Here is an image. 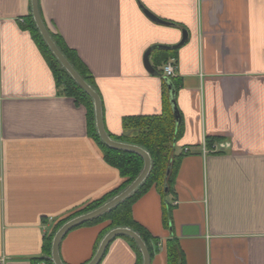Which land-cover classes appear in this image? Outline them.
I'll return each mask as SVG.
<instances>
[{"label":"crops","instance_id":"crops-1","mask_svg":"<svg viewBox=\"0 0 264 264\" xmlns=\"http://www.w3.org/2000/svg\"><path fill=\"white\" fill-rule=\"evenodd\" d=\"M38 5L50 34L93 76L109 135L123 134L125 117L173 112L159 73L161 58L173 60L175 183L165 194L152 186L132 206L156 238L150 264H168L170 239L183 264H264V0ZM31 14V0H0V264H48L44 244L56 223L124 180L90 134L85 103L57 84L25 28ZM155 45L172 48L152 50V73L144 56ZM204 142L216 148L204 153ZM107 225L71 229L62 261L89 262ZM137 260L119 236L101 264Z\"/></svg>","mask_w":264,"mask_h":264},{"label":"trees","instance_id":"trees-1","mask_svg":"<svg viewBox=\"0 0 264 264\" xmlns=\"http://www.w3.org/2000/svg\"><path fill=\"white\" fill-rule=\"evenodd\" d=\"M25 28L31 32L33 38L36 40V42L42 49L45 57L47 58L50 64V67L52 68L55 74L57 84L63 86L64 92L74 96L78 101L85 103L88 111V130L90 134L101 148L104 155V159L110 165L116 167L119 170L120 176L124 179L118 188L105 194L103 197L94 200L86 204L85 206L79 208L78 210L70 213L69 215L65 216L56 223L54 230L46 239V242L44 244L47 254L51 256L52 240L55 232L59 229V227H61L69 219L99 207L107 200L111 199L113 196L124 190L140 174L144 167V160L142 156L138 153L112 148L101 140L95 124L94 105L91 96L71 77V75L65 70V68L61 65V63L52 53V51L44 41L43 37L41 36L32 14L30 15V18L27 21ZM52 37L58 47L67 57V59L80 73V75L98 92L93 76L78 60L74 52L65 48L61 44V41L58 37L53 35ZM161 59L162 60H159L160 62L162 61L161 63L165 64L166 62H168L167 57ZM162 72V69H160L159 73L162 74ZM175 124V118L172 110L160 115L128 116L123 119V134L120 136H114L110 134V136L115 140L138 145L146 149L151 155L152 167L147 178L131 195H129L119 204L115 205L114 207L104 212L97 218L84 223L90 224L100 221L108 222V225L103 229L102 233L100 234L98 245L103 236L109 230L118 226H127L141 235L142 239L147 245L150 256L153 255L150 246V241L154 237L148 231L147 228H145L142 224H140L134 219L132 206L133 203L141 195L146 193L152 186L157 187L161 194H165L167 191L170 192L173 189L176 178L177 165L181 157L175 154L172 147L173 141L179 133H176ZM209 145H212L211 141H209ZM122 237L126 238L134 247L138 257L137 264H142V253L137 243L128 236ZM155 239L156 238H154V240ZM97 247L94 251V254L97 250ZM167 257L168 264H183V261H181L179 256L178 247L171 239L167 242ZM46 258L48 264H54L50 257L47 256ZM101 262L99 264H101Z\"/></svg>","mask_w":264,"mask_h":264},{"label":"water","instance_id":"water-1","mask_svg":"<svg viewBox=\"0 0 264 264\" xmlns=\"http://www.w3.org/2000/svg\"><path fill=\"white\" fill-rule=\"evenodd\" d=\"M31 4H32V15H33L34 21L44 41L46 42V44L48 45L52 53L55 55V57L58 59V61L61 63V65L65 68V70L91 96L93 100V105H94L95 124H96L97 132L101 140L112 148L138 153L139 155L142 156L144 160V167L142 171L136 177V179L130 185H128L124 190H122L121 192L113 196L111 199L107 200L105 203H103L99 207L69 219L61 227H59V229L55 232L53 240H52L50 258L54 264H65L62 261L61 256H60V243H61L62 238L66 235V233H68L71 229L81 224H84L90 220L97 218L104 212L108 211L115 205L119 204L129 195H131L140 186V184L147 178L151 170V167H152V158H151L150 153L146 149L142 148L141 146L115 140L108 134L105 128V125H104L102 101H101V97L99 93L92 87V85H90L80 75V73L75 69L72 63L67 59V57L64 55V53L61 51V49L56 44L55 40L53 39L52 35L48 31L46 25L44 24L42 20V17L39 11L38 0H31ZM145 13L150 19L156 22H162V23L164 22L146 9H145ZM185 39H186V34H184L183 40L179 44H176L172 47L173 48L178 47L180 44H182L185 41ZM172 47L166 46V45H155V46L150 47L146 51L145 56H144V62H145L146 68L150 72L156 73V70L154 69V67L152 66L150 62V53L152 52L154 48L170 49ZM164 79L166 80V85L169 91L170 103L173 108L175 123L178 126L180 123V114L178 112V109L175 103L174 86L169 77H164ZM119 236L121 237L128 236L129 238L133 239L141 250L142 258H143L142 264H150V253H149V250L147 248L145 241L142 239L141 235L138 232H136L135 230L127 226H118V227H115L109 230L101 239L92 259L86 264H99L101 260L103 259L106 253V250L109 247L112 240H114L116 237H119Z\"/></svg>","mask_w":264,"mask_h":264},{"label":"built area","instance_id":"built-area-1","mask_svg":"<svg viewBox=\"0 0 264 264\" xmlns=\"http://www.w3.org/2000/svg\"><path fill=\"white\" fill-rule=\"evenodd\" d=\"M174 74H175V66H174L173 60H169L163 66V77H169L170 78V77H173ZM215 148H216L215 145H213L212 148H209L207 146V142H204V144H203V152L204 153L210 152L211 150H214ZM184 151L188 152L189 148H187V147L184 148ZM41 264H44V263H41Z\"/></svg>","mask_w":264,"mask_h":264},{"label":"rangeland","instance_id":"rangeland-1","mask_svg":"<svg viewBox=\"0 0 264 264\" xmlns=\"http://www.w3.org/2000/svg\"><path fill=\"white\" fill-rule=\"evenodd\" d=\"M162 68H163V66H162Z\"/></svg>","mask_w":264,"mask_h":264}]
</instances>
